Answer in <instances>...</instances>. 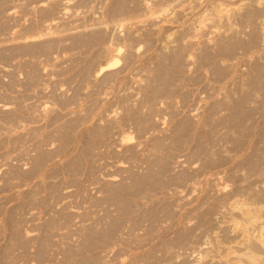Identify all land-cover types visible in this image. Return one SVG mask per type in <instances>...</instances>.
Masks as SVG:
<instances>
[{
    "label": "rangeland",
    "instance_id": "rangeland-1",
    "mask_svg": "<svg viewBox=\"0 0 264 264\" xmlns=\"http://www.w3.org/2000/svg\"><path fill=\"white\" fill-rule=\"evenodd\" d=\"M258 1L0 0V264L263 261Z\"/></svg>",
    "mask_w": 264,
    "mask_h": 264
},
{
    "label": "bare ground",
    "instance_id": "bare-ground-1",
    "mask_svg": "<svg viewBox=\"0 0 264 264\" xmlns=\"http://www.w3.org/2000/svg\"><path fill=\"white\" fill-rule=\"evenodd\" d=\"M172 2H173V1H172ZM228 2H229V1H228ZM216 3H217V2H216ZM258 3H259V4H258L259 6H261L262 8L264 7V2H260V1H258ZM158 4H159V3H158ZM202 4H203V3H202ZM223 5H224V3H223ZM166 6H167V5H166ZM226 6H227V5H226ZM226 6H225V7H226ZM160 7L164 8V9H163L164 12L167 11V9H165V7H163V5H161ZM168 7H169V6H168ZM149 8H150V7H149ZM152 8L154 9V7H152ZM155 8H156V7H155ZM162 8H161V9H162ZM232 8H233V7H232ZM156 9H157V8H156ZM161 9H160V10H161ZM227 9H228V8H227ZM227 9H226V11L228 12ZM230 9H231V8H230ZM150 10H151V9H150ZM154 10H155V9H154ZM217 10H218V9H217ZM152 11H153V10H152ZM215 11H216V10H215ZM48 12H49V11H48ZM157 12H158V11H157ZM223 12H224V11L222 10L221 13H223ZM259 12H260V11H259ZM150 13H151V12H150ZM153 13L155 14L156 12L153 11ZM153 13H151V14H153ZM161 13H162V11H161ZM156 14H157V13H156ZM156 14H155V16H156ZM262 15H263V14H262ZM213 16H214V15H213ZM149 19H150V18H149ZM222 22H223V21H222ZM218 25H219V24H218ZM171 30H172V29H171ZM221 34H222V33H221ZM234 34H235V33H234ZM196 35H197V34H196ZM202 35H203V34H202ZM255 36H256V35H255ZM263 39H264V37H263ZM89 40H90V39H89ZM225 40H226V38H225ZM251 41H252V40H251ZM92 42H93V41H92ZM95 42H96V41H95ZM226 42H227V41H226ZM257 42H258V41H257ZM204 45H205V44H204ZM219 45H220V44H219ZM220 46H221V45H220ZM181 47H182V46H181ZM213 47H214V46H213ZM200 48H201V47H200ZM181 49H182V48H181ZM210 49H211V48H210ZM225 49H226V48H225ZM113 50H115V49H113ZM208 50H209V49H208ZM215 50H216V49H215ZM110 51H111V50H110ZM216 51H217V50H216ZM114 52H115V51H114ZM116 52H118V51H116ZM116 52H115V53H116ZM184 52H185V51H184ZM184 52H183V53H184ZM112 53H113V52H112ZM183 53H182V54H183ZM212 54H213V53H212ZM216 54H217V53H216ZM116 55H117V54H116ZM179 55H180V54H179ZM185 55H186V54H185ZM222 55H223V54H222ZM179 60H180V59H179ZM212 61H213V60H212ZM112 65H113V64H112ZM261 66H262V65H261ZM166 68H167V67H166ZM257 76H258V75H257ZM246 82H247V81H246ZM258 82H259V81H258ZM224 106H225V105H224ZM243 116H244V115H243ZM228 119H229V118H228ZM243 122H244V121H243ZM157 146H158V145H157ZM148 179H149V178H148ZM250 205H251V204H250ZM240 206H241V205H240ZM240 206H239V207H240ZM251 209H252V208H251ZM256 209H257V208H256ZM241 210H243V208H242ZM248 210H249V209L247 208V211H248ZM251 211H252V210H251ZM249 213H251V212H249ZM252 213H253V211H252ZM249 215H250V214H249ZM255 215H256V214H255ZM255 215H253L254 217L252 216V218H248V219H249L248 224L250 223V225H253V228H255V227H257V226L260 227L261 229H259L258 227H257V228L261 231V236H264V224H262L261 222H260V223L258 222V221H262V219H264V218H263L264 216L261 217V214H260V215H258V216H260L259 219H258V218H257V219H253V218L257 217V216H255ZM249 217H251V215H250ZM244 218H245V217H244ZM261 218H262V219H261ZM247 221H248V220H247ZM262 222H263V221H262ZM263 223H264V222H263ZM246 224H247V223H246ZM248 224H247V225H248ZM237 225H238V224H237ZM237 225H236V226H237ZM247 225H245V227H246ZM248 226H249V225H248ZM115 227H116V226H115ZM250 227H251V226H250ZM246 228H247V227H246ZM251 228H252V227H251ZM257 228H256V229H257ZM81 229H82V228H81ZM118 229H119V228H118ZM111 230H112V229H111ZM247 230H248L247 232L250 233L251 230H250V231H249V229H247ZM253 230H255V229H253ZM260 231H259V232H260ZM247 232H246V233H247ZM256 232H258V231H256ZM259 232H258V233H259ZM252 233H253V232H252ZM252 233H250V235H253ZM258 233H257V234H258ZM247 234H248V233H247ZM257 234H256V235H257ZM245 235H246V234H244V237H245ZM250 235H249V236H250ZM246 236H247V235H246ZM258 236H259V235H258ZM247 237H248V236H247ZM254 237H255V235H254ZM259 237H260V236H259ZM252 238H253V237H252ZM256 238H257V240H254V239H256ZM256 238L251 239V240H252V241L254 240V241L257 242V241H258V237H256ZM244 239H245V238H244ZM246 239H247V238H246ZM246 239H245V240H246ZM247 240H248V241H247ZM247 240H246L247 242H250V241H251L250 238H248ZM249 240H250V241H249ZM244 242H245V241H244ZM245 243H246V242H245ZM258 243H261V244L264 245V238L260 237ZM252 244H253V243H252ZM91 246H92V245H91ZM63 255H64V254H63ZM95 256H96V255H95ZM257 257H258V262L255 263V264H264V257L262 258V257L260 256L261 259H263V261H261V260L259 259V256H257ZM259 260H260V262H259ZM222 261H223V260H222ZM236 261H237V260H236ZM236 261H235V262H236ZM94 262H95V261H94ZM83 264H84V263H83Z\"/></svg>",
    "mask_w": 264,
    "mask_h": 264
}]
</instances>
